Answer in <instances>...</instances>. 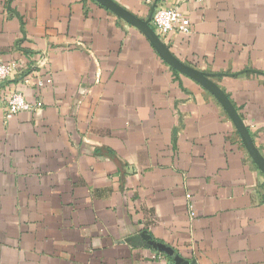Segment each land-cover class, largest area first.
<instances>
[{"label": "crops", "instance_id": "1", "mask_svg": "<svg viewBox=\"0 0 264 264\" xmlns=\"http://www.w3.org/2000/svg\"><path fill=\"white\" fill-rule=\"evenodd\" d=\"M112 1L142 20L179 6L190 32L155 34L212 76L264 157V0ZM11 60L24 70L0 85V264H264L263 171L139 28L96 0H0ZM15 89L43 105L5 121Z\"/></svg>", "mask_w": 264, "mask_h": 264}, {"label": "water", "instance_id": "2", "mask_svg": "<svg viewBox=\"0 0 264 264\" xmlns=\"http://www.w3.org/2000/svg\"><path fill=\"white\" fill-rule=\"evenodd\" d=\"M100 4L104 5L116 15L120 16L128 23L139 28L152 42L157 52L162 56V58L170 64L173 68L179 70L180 72L192 77L194 80L199 82L202 86H204L207 90H209L220 102L225 111L228 113L230 118L232 119L239 135L242 140L244 147L246 148L248 154L254 160V162L258 165V167L264 173V157L259 153L257 147L255 146L249 129L245 125L244 121L241 119L233 104L230 102L225 93L221 90V88L215 84L211 79L209 74L206 72L200 71L194 67H191L180 60H178L168 49L165 43H163L159 37L155 34V31L150 25V17L146 20H142L136 17L134 14L128 12L124 8L120 7L112 0H96ZM156 4L153 5L152 11L154 10ZM142 238H144L146 243H149L153 246H156L155 242L152 240L149 234H143ZM178 263V262H177Z\"/></svg>", "mask_w": 264, "mask_h": 264}, {"label": "built area", "instance_id": "3", "mask_svg": "<svg viewBox=\"0 0 264 264\" xmlns=\"http://www.w3.org/2000/svg\"><path fill=\"white\" fill-rule=\"evenodd\" d=\"M147 3H152L151 0H146ZM150 25L153 30L162 38H166L172 30L177 31L179 34L186 35L190 32V21L186 18L179 6L172 4L169 6L163 4H156L152 11L150 18ZM47 62L46 55L43 53L37 60L36 65L42 67ZM24 70L15 60L7 63L0 62V85L5 81L19 76ZM24 82L28 83L29 79L23 78ZM42 81H38V85L42 86ZM42 101L30 100L25 97L21 90H13L7 99L4 100V120H9L12 116L20 112H33L42 107ZM190 194H186L189 202L188 208L191 216L193 213V205L190 202Z\"/></svg>", "mask_w": 264, "mask_h": 264}]
</instances>
